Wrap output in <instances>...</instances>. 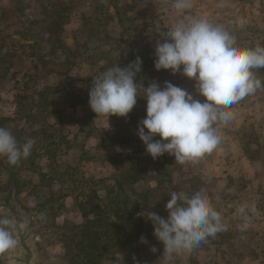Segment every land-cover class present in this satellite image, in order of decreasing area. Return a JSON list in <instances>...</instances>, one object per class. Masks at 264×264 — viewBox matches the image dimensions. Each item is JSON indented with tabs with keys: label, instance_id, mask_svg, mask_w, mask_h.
I'll list each match as a JSON object with an SVG mask.
<instances>
[{
	"label": "rangeland",
	"instance_id": "obj_1",
	"mask_svg": "<svg viewBox=\"0 0 264 264\" xmlns=\"http://www.w3.org/2000/svg\"><path fill=\"white\" fill-rule=\"evenodd\" d=\"M191 3L188 16L224 27L240 47H264V0ZM172 4L0 0V127L19 144L35 140L31 154L16 165L0 155V218H12L5 207L10 203L36 229L43 264H157L164 260V246L146 212L166 219L171 193L191 196L201 190L232 229L187 250V264H230L231 259L264 264V184L249 187L244 171L236 168L245 143L264 144V87L227 109L232 120L214 125L226 147L216 168L215 150L195 162H176L168 153L154 159L138 135L151 84L163 88L171 82L201 102L206 99L194 79L155 68L156 42L163 40L157 28L167 32L184 19ZM137 57L142 67L132 111L126 117L95 113L89 104L94 76L117 64L127 67ZM254 71L264 84V68ZM230 144L235 151H229ZM247 154L259 159L264 177V152ZM119 182L130 194L128 220L114 213ZM245 188L253 197H244ZM250 203L256 212L246 215L253 226L241 231L245 221L236 209ZM12 252L0 253V264H9Z\"/></svg>",
	"mask_w": 264,
	"mask_h": 264
},
{
	"label": "clouds",
	"instance_id": "obj_2",
	"mask_svg": "<svg viewBox=\"0 0 264 264\" xmlns=\"http://www.w3.org/2000/svg\"><path fill=\"white\" fill-rule=\"evenodd\" d=\"M172 7L184 19L167 27V32L157 28L163 40L156 42L155 68L171 70L173 74L182 72L194 79L198 94L206 99L201 102L171 82L166 81L163 88L159 83L151 84L146 87L147 114L140 121L138 135L154 159L168 153L175 156L176 162H195L213 152L221 142L214 125L234 118V113L227 109L264 87L254 71L264 68V47H240L224 27L206 18L188 16L191 0H173ZM141 67L142 60L137 57L127 67L117 64L98 72L89 91L92 110L98 115L126 117L137 103L136 75ZM157 135L160 139H154ZM34 143L29 138L19 144L8 129L0 127V155L6 156L12 165L27 158ZM165 207L169 213L166 219L151 211L145 215L164 246L163 258L167 262L227 230L221 213L203 190L191 196L173 192ZM236 211L244 218L240 225L244 231L248 228L246 213H255L256 207L242 204ZM26 227V220L17 223L14 218H0V253L14 249L19 243L17 229ZM141 240L146 242L144 237Z\"/></svg>",
	"mask_w": 264,
	"mask_h": 264
},
{
	"label": "water",
	"instance_id": "obj_3",
	"mask_svg": "<svg viewBox=\"0 0 264 264\" xmlns=\"http://www.w3.org/2000/svg\"><path fill=\"white\" fill-rule=\"evenodd\" d=\"M5 207L17 223L25 221L12 204L7 203ZM16 239L19 243L9 257V264H43L39 253L38 235L36 229L30 223H27V227L24 230L17 229ZM185 260V251H182L174 255L171 262H167L164 259L157 264H185Z\"/></svg>",
	"mask_w": 264,
	"mask_h": 264
},
{
	"label": "crops",
	"instance_id": "obj_4",
	"mask_svg": "<svg viewBox=\"0 0 264 264\" xmlns=\"http://www.w3.org/2000/svg\"><path fill=\"white\" fill-rule=\"evenodd\" d=\"M260 135H261V132H260ZM252 147H253L252 143H245L244 144V150H245L244 155H243L244 157L239 162L240 163L239 167H236V168L242 169L244 171L243 177L245 178L246 184L249 187H250V185L251 186L254 185V183H257V185L258 184L261 185L262 183L264 184V177L260 173H258V170H260V161H259V159H253L251 155L247 154L248 151L251 152V150L252 151H257V152L259 151L262 154L264 152V144H261V145L260 144H256V148H252ZM225 148H226L225 145H223V144L221 145V143H219L218 146L216 147L215 152L217 153V155H216L217 157H215V168L217 167V165L220 162L219 161L220 155H221L220 153H223L222 151ZM234 148H235L234 144L233 145H231V144L229 145V151L230 152L231 151H235ZM248 196L253 197L251 192H249L248 189L245 188L244 189V197H248ZM260 197L262 198V194L260 195ZM257 204H259L260 208L262 209L261 206L263 204L261 205V201L259 203H257ZM247 205H249V207L252 206L251 203L247 204ZM247 223H248V228L247 229H249V227L253 226L252 222H247ZM227 228H228V230H231L232 229L231 224H228ZM235 245L236 244H234L235 250H239V248H237ZM244 254H245V251H243V261L242 262H244V257H245ZM235 257L237 258L236 260H238V263H239L240 262V250L237 252V255ZM185 259H186L185 260L186 261L185 264H187V250H185ZM233 263H234V260L231 259L230 260V264H233Z\"/></svg>",
	"mask_w": 264,
	"mask_h": 264
},
{
	"label": "trees",
	"instance_id": "obj_5",
	"mask_svg": "<svg viewBox=\"0 0 264 264\" xmlns=\"http://www.w3.org/2000/svg\"><path fill=\"white\" fill-rule=\"evenodd\" d=\"M137 178H134L133 181H135ZM116 187L119 189H121V194H118V199L116 201V207H115V216L118 218V219H124L125 220H128V216H126V213L129 211L128 209V206H127V203L129 202V199H130V194L127 193L126 189L124 188L125 186L122 185L121 182L117 183ZM136 203V202H135ZM137 205V204H136ZM138 207V206H137ZM136 208V207H135ZM122 209H127V211H125L124 214H120L119 211H121ZM100 211V210H99ZM130 219V218H129ZM97 221L98 220H101V218H97L96 219ZM95 221V222H97ZM88 225H82L81 227H84V228H87ZM88 247V245L86 246Z\"/></svg>",
	"mask_w": 264,
	"mask_h": 264
}]
</instances>
